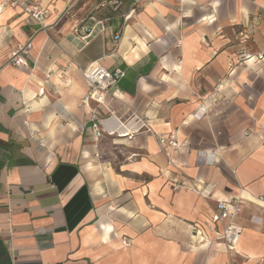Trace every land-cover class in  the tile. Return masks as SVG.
I'll use <instances>...</instances> for the list:
<instances>
[{"label":"crops","instance_id":"obj_1","mask_svg":"<svg viewBox=\"0 0 264 264\" xmlns=\"http://www.w3.org/2000/svg\"><path fill=\"white\" fill-rule=\"evenodd\" d=\"M106 1L0 0V264H264V0ZM89 64L124 72L111 113ZM234 198L235 249L208 226Z\"/></svg>","mask_w":264,"mask_h":264},{"label":"built area","instance_id":"obj_2","mask_svg":"<svg viewBox=\"0 0 264 264\" xmlns=\"http://www.w3.org/2000/svg\"><path fill=\"white\" fill-rule=\"evenodd\" d=\"M10 1L13 5H21L24 2H27V0H10ZM138 1L139 0H134L135 3H137ZM118 2L119 0L106 1V3L114 4V5H116ZM23 9L27 13V17L25 19L26 22L34 20L38 22L42 28L45 27V25L42 23L41 20V18L44 16V10L42 8H39L36 4L30 9L27 7H24ZM86 31H87L86 27H80L79 34L82 37H85ZM116 38H118V34L114 35V39ZM31 48H32V42L31 39L28 38L23 43L18 44L17 47L11 52L8 58V62L15 66L26 65L27 59L30 57ZM252 57L253 55L250 53H242L240 55V59L242 61L251 59ZM257 58L261 59L262 53L257 54ZM81 74L83 78L90 84V88L87 92L84 101L87 102L88 100H92L97 104L98 107L101 106L102 108H104L105 113H111V105L109 102V98L111 99L112 96L110 93V88L117 83V81L124 75V72L120 69L109 70L100 64H89L87 67L81 70ZM105 121L106 119L98 120L96 123L92 125V129L97 135L107 131L113 132V130H110L108 126H104L106 123ZM141 129L150 130L148 126H146L144 123L141 122L137 126L131 128L127 127L126 131L128 133H134ZM168 137H169L168 143L170 145L175 147L179 146V143L176 140L174 133H170ZM158 139L160 143L164 141L163 136H159ZM40 144L43 145L42 142ZM198 153L201 155L204 152L202 150H199ZM206 163L212 164L214 163V159L212 158L206 159ZM173 187L174 188L183 187L186 189H192L198 194L203 195L200 186L196 184L194 180H192L191 178H186L183 181L175 182ZM259 198L262 199V197ZM242 215H243V211L239 205L238 198L218 200L216 203V207L212 213L211 223L208 224V226L215 233L218 239L222 240L229 248L235 249L238 240L240 238L242 228L232 223V220L235 217ZM192 231L194 234L200 232L198 227L194 224L192 225ZM11 264H15L14 259H12Z\"/></svg>","mask_w":264,"mask_h":264}]
</instances>
